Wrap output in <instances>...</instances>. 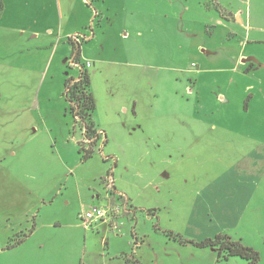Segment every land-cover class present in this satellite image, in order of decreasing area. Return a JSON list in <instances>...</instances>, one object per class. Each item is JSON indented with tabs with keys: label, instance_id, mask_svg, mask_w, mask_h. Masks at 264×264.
<instances>
[{
	"label": "rangeland",
	"instance_id": "1",
	"mask_svg": "<svg viewBox=\"0 0 264 264\" xmlns=\"http://www.w3.org/2000/svg\"><path fill=\"white\" fill-rule=\"evenodd\" d=\"M76 34L91 39L81 42L79 63L69 42ZM240 50L255 59L250 71ZM83 66L102 132L94 147L65 95ZM222 67L229 70L215 69ZM200 69L208 70L195 79ZM180 111L194 132L182 147L171 116ZM212 124L244 128L264 143V0H0V151L34 192L55 198L21 218L22 228L5 231L0 264H246L166 231L195 241L226 234L259 246L264 264V210L218 208L213 196L192 194L189 184H202L207 164L215 173L233 160L202 132ZM111 173L134 212L119 217L117 231L101 222L86 227L94 195L107 204Z\"/></svg>",
	"mask_w": 264,
	"mask_h": 264
},
{
	"label": "crops",
	"instance_id": "2",
	"mask_svg": "<svg viewBox=\"0 0 264 264\" xmlns=\"http://www.w3.org/2000/svg\"><path fill=\"white\" fill-rule=\"evenodd\" d=\"M39 5L41 6V4H36L38 7ZM60 11L63 24L65 14L61 6ZM241 14L242 13L240 11H236L235 14H233V17H237L242 23L243 18ZM249 19H251V14L249 15ZM37 34L39 35L38 32ZM69 34L70 33L66 35L65 33V36H68ZM86 39H89V37L86 36ZM89 40L91 41V39ZM247 56L248 53L240 50V64L241 62H244L246 58H250ZM248 62L253 63L252 61L244 62L247 67ZM253 66L254 65L251 64V66L248 67L250 69L246 71L253 69ZM226 68L229 67L215 69L220 71L229 69L234 70L236 66L229 69ZM215 69L213 68V70ZM205 70L208 69L195 71V79H198L200 73ZM222 94L223 93L221 92L220 97L224 100L225 98ZM249 111L250 102L247 104L245 109V112ZM182 115H184V112L181 113V111L177 113L174 112V115L171 114V116L178 120V126H180L178 129L174 130L175 143L180 147L183 146L182 139L190 137V134H194V132L188 131V125L182 121ZM187 118L190 124H206L208 126V121L202 117L187 115ZM184 125H186V128H183ZM208 128L209 127L202 132L212 136L213 141H222L224 146L228 147L230 151L232 150L231 157L233 160L230 163L225 161L221 164V169L217 168L219 171L215 173H213V169H216L215 166L213 164H207L206 167L203 168V170H205V178L202 180V184H189V180H186V184H189L191 187V191L193 192L192 194H196L195 196H213L212 201L218 208L221 206H229L232 210L240 208V210L245 209L246 211L248 208H254L257 211H263L264 196L253 195L255 193L258 194V191L264 185V143L258 139L257 135H253L252 131H247L244 128H240V130H233L225 125L215 128L213 124L210 129ZM105 136H107V134ZM3 137L6 136L4 135ZM0 150L5 152V145L0 143ZM182 150L181 152H183ZM181 158L183 159V155L180 156L178 162H183ZM4 160L5 153L2 155V152L0 151V228L3 232L0 238L4 239V242H6L5 240H7L8 237L5 231H15L17 226L22 228V221L19 220L24 216L29 218V215L33 214L32 211L37 210L39 205L42 203L46 205L51 196H40L38 193L34 192L26 181H23L22 177L19 175L20 173L6 166L4 164ZM23 182H25L29 187L25 186ZM24 186L26 188H24ZM262 193H264V191ZM181 196H188V192L185 190L184 193H181ZM99 197L100 195H94L93 204L98 203L95 199H98ZM51 198L50 202L53 203L55 198L54 196ZM246 246L255 248L261 252V248L259 246L254 244H247ZM9 248H13V246L9 247L7 245V249Z\"/></svg>",
	"mask_w": 264,
	"mask_h": 264
},
{
	"label": "trees",
	"instance_id": "3",
	"mask_svg": "<svg viewBox=\"0 0 264 264\" xmlns=\"http://www.w3.org/2000/svg\"><path fill=\"white\" fill-rule=\"evenodd\" d=\"M87 39H81V42ZM69 42L73 45L75 63H79V54L81 51L80 43H76L73 38L69 37ZM90 75L83 66L80 75L76 78H69L65 83V95L67 100L71 103L70 109L74 116L82 121L83 132L85 140L93 145H96L98 140L102 137L99 131L95 128L92 121V115L95 109V99L90 91ZM107 141V140H105ZM89 150L86 152V157L90 156ZM171 238L178 239L181 243L192 244L200 248L214 247L218 251L219 259L228 261L231 257L240 256L246 261V264H258L260 260V254L254 248L249 247L241 243L240 241L233 240L230 236L226 234L219 233L214 238L209 237L202 241H195L191 239H185L180 234H175L173 232H168ZM15 245H9V247ZM138 264H141L137 259L135 260ZM127 264H131L130 260H127Z\"/></svg>",
	"mask_w": 264,
	"mask_h": 264
},
{
	"label": "built area",
	"instance_id": "4",
	"mask_svg": "<svg viewBox=\"0 0 264 264\" xmlns=\"http://www.w3.org/2000/svg\"><path fill=\"white\" fill-rule=\"evenodd\" d=\"M71 37L78 43L81 42L83 37L86 39V36H81L80 34ZM86 65L89 66L90 63L88 62ZM99 134H102V132L99 131ZM104 185L106 189L105 196L107 198V204H92V206L82 215V220L86 227L92 226L94 222H101L102 224L108 225L112 230L117 231L120 228L118 221L119 217L122 214L133 213V207L130 206L129 199L125 198L123 193L117 191L112 173L108 174L104 179ZM116 193H120L119 198L122 199L121 202L119 199H116V196H118Z\"/></svg>",
	"mask_w": 264,
	"mask_h": 264
},
{
	"label": "water",
	"instance_id": "5",
	"mask_svg": "<svg viewBox=\"0 0 264 264\" xmlns=\"http://www.w3.org/2000/svg\"><path fill=\"white\" fill-rule=\"evenodd\" d=\"M247 61H255V60H254V58L250 57V58H246V59L244 60V62H247Z\"/></svg>",
	"mask_w": 264,
	"mask_h": 264
}]
</instances>
